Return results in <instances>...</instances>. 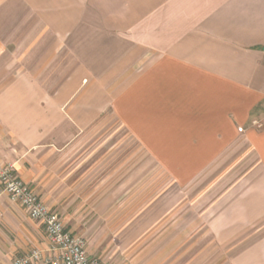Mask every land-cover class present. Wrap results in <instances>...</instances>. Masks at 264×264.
<instances>
[{"label":"crops","instance_id":"0c3cea01","mask_svg":"<svg viewBox=\"0 0 264 264\" xmlns=\"http://www.w3.org/2000/svg\"><path fill=\"white\" fill-rule=\"evenodd\" d=\"M263 104L264 0H0V166L87 252L113 238L137 187L130 170L101 166L105 143L134 140L171 180L166 200L120 217L140 223L123 246L92 250L103 264H164L149 240L196 221L181 193L206 201L223 264H264ZM49 248L43 225L1 196L0 264Z\"/></svg>","mask_w":264,"mask_h":264},{"label":"rangeland","instance_id":"374dc122","mask_svg":"<svg viewBox=\"0 0 264 264\" xmlns=\"http://www.w3.org/2000/svg\"><path fill=\"white\" fill-rule=\"evenodd\" d=\"M255 118H258L260 125L264 127V104L255 112ZM119 137L120 135L117 136V138ZM105 148L106 151L109 148L107 152H109L108 154L110 157L108 159H103L101 166L107 170H130L129 173L131 175L132 183H137V187L133 188L130 195L127 197L128 199L131 198V204L128 203L131 207H124V197H122V207H118L114 211L113 215H117L116 219L118 218V220L115 223L109 224V229L112 230L111 236L113 238L111 240L87 241L89 246L88 254L90 256H92V250H95L98 245L100 246V249L103 250L108 249L109 246L114 249L123 246L124 242L127 241L123 238L125 230L129 228L136 229L140 225V223L134 222L121 223L120 220L122 218L120 217L123 216V214H128L134 209H137L138 212L140 209L139 204L143 203V201L147 199L153 198L154 200L155 198H158L164 201L174 193L171 188L172 184L170 178L166 175V173H164L165 175L160 173V170L163 169L160 166L155 165L152 159L149 157H143L144 153L134 140H127L125 143H123V140L120 142H118V140H114V143H105ZM140 170H148V175L146 178H142V180L138 179L140 178ZM128 176L125 177L127 178ZM122 180L123 176H121L118 181ZM141 186H145L143 187V190H141ZM121 192L123 194V191H117V194ZM180 199V214L182 216L189 215L190 219L193 216L196 221L194 223L182 221L180 223L165 224L163 238L149 240L148 245L151 247L155 246L156 243L159 244L158 248L163 252L164 264H223V245H220L219 242L212 237L207 224L200 221L202 218L200 217L202 211L205 209L204 202L206 201L199 198L195 201L189 202L182 193ZM148 211L149 214L152 210L149 209ZM125 227L127 228L125 229ZM193 228L195 233L188 237L185 232H191ZM122 230L124 231L121 232ZM174 230H176V232L172 233ZM93 241L94 243L97 241L94 244L95 247L92 246ZM107 241H110L111 243L107 244ZM96 256L101 257L102 255ZM102 257L105 258V256Z\"/></svg>","mask_w":264,"mask_h":264},{"label":"built area","instance_id":"2783aa9c","mask_svg":"<svg viewBox=\"0 0 264 264\" xmlns=\"http://www.w3.org/2000/svg\"><path fill=\"white\" fill-rule=\"evenodd\" d=\"M1 196L22 206L31 219L41 223L50 244L48 256L34 250L14 264H103L88 254L85 240L68 232L60 216L25 185L13 165L0 166Z\"/></svg>","mask_w":264,"mask_h":264}]
</instances>
